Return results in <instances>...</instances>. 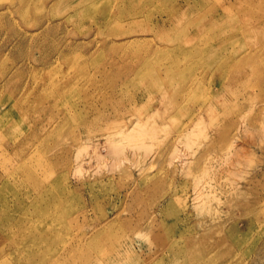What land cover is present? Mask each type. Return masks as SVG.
Listing matches in <instances>:
<instances>
[{
	"label": "rangeland",
	"instance_id": "1",
	"mask_svg": "<svg viewBox=\"0 0 264 264\" xmlns=\"http://www.w3.org/2000/svg\"><path fill=\"white\" fill-rule=\"evenodd\" d=\"M83 1L0 0V264H264V0Z\"/></svg>",
	"mask_w": 264,
	"mask_h": 264
},
{
	"label": "bare ground",
	"instance_id": "2",
	"mask_svg": "<svg viewBox=\"0 0 264 264\" xmlns=\"http://www.w3.org/2000/svg\"><path fill=\"white\" fill-rule=\"evenodd\" d=\"M100 1L101 0H84L83 1V6H82V9H84V10H92V9H94V8H96V5L97 4H100ZM231 1H233V0H225V2L224 3H227V4H230L231 3ZM223 2V1H222ZM186 4H189V1H186ZM84 10H82L83 12H84ZM221 12V11H220ZM220 12H218V14L220 13ZM79 14V13H78ZM217 14V15H218ZM116 24V22H114L112 25L113 26H116L115 25ZM45 28V27H44ZM115 28V27H114ZM43 30V29H42ZM47 32H56V28L55 27H49V28H47L46 29V31H45V34L47 33ZM16 34V33H15ZM39 34V33H38ZM19 36H23V37H25V35H23V34H21L20 33V35ZM41 50H43V49H41ZM45 50V51H44ZM44 50H43V58H41V62L42 63H45V64H50V61L48 60V59H50L49 57H51L52 55H55V54H57L58 52H61V53H59V55H58V57H57V59L58 58H60V56H62L61 54H62V51L63 50H59V49H57V48H54L53 49V47H51L50 49H48V48H44ZM37 51V50H36ZM38 52V51H37ZM227 59V58H226ZM235 59V58H234ZM216 62V61H215ZM214 63V62H213ZM217 64V63H216ZM223 64H224V61H223ZM221 65V64H220ZM0 225H1V221H0Z\"/></svg>",
	"mask_w": 264,
	"mask_h": 264
}]
</instances>
